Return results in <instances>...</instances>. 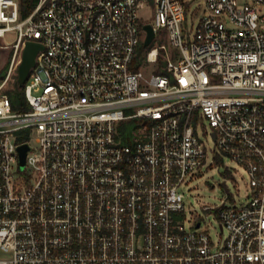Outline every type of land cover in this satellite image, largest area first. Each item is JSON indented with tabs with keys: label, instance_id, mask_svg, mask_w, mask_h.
<instances>
[{
	"label": "built area",
	"instance_id": "built-area-1",
	"mask_svg": "<svg viewBox=\"0 0 264 264\" xmlns=\"http://www.w3.org/2000/svg\"><path fill=\"white\" fill-rule=\"evenodd\" d=\"M186 2L39 0L22 19L19 0H0V39L16 35L0 81V264H264V0H205L191 25ZM145 4L155 38L137 69ZM28 41L44 49L17 113L2 91ZM205 123L215 160L249 175L241 202L225 183L202 208L215 240L185 219Z\"/></svg>",
	"mask_w": 264,
	"mask_h": 264
},
{
	"label": "rangeland",
	"instance_id": "rangeland-1",
	"mask_svg": "<svg viewBox=\"0 0 264 264\" xmlns=\"http://www.w3.org/2000/svg\"><path fill=\"white\" fill-rule=\"evenodd\" d=\"M204 1L205 0H187L186 5L189 25L197 24L204 15ZM240 1L243 2V0ZM140 14L144 25L154 24L155 14L150 4H145ZM15 41L16 35L14 32H10L4 39H0V73L4 69H7L6 76L12 69L14 51H12L11 46ZM160 59L161 58H159V63L156 65L145 64L144 70L147 73L155 71L161 65ZM19 66L20 65L17 64L14 66L11 78L4 87L2 94L7 95V91L13 89L15 81L18 78ZM198 129L200 136L206 144L208 159L205 167L197 177L191 179L190 182L183 187L186 201L185 219H202L204 223L206 222L207 228L212 238L215 240L219 236L220 228L215 223L214 218L210 216L209 213L204 212L202 208L204 206H220L222 204V201L227 196L224 183H226L229 192L237 199V202H241L248 193L249 175L245 168L228 157L220 155L219 159L215 160L216 150L214 149V142L212 138L207 135L210 128L207 123H205V125H201ZM32 145L35 146V142H32ZM22 179L24 180L25 177Z\"/></svg>",
	"mask_w": 264,
	"mask_h": 264
},
{
	"label": "trees",
	"instance_id": "trees-1",
	"mask_svg": "<svg viewBox=\"0 0 264 264\" xmlns=\"http://www.w3.org/2000/svg\"><path fill=\"white\" fill-rule=\"evenodd\" d=\"M20 1V16L22 19L28 18L36 9L39 0H19ZM153 48V46L145 47L144 41H142L138 48L137 58H136V68L138 69L140 65L146 60L147 53ZM160 64L164 65V61L161 58ZM7 69H4L0 73V81H3L6 77ZM158 74H164L162 70L157 72ZM11 101L12 110L17 113H27L31 110V107L26 99L25 95V85L20 86L18 83V78L15 81L14 87L11 90H8L6 93ZM127 130V128H126ZM128 132V130H127ZM22 136L18 139L19 143L25 142L26 137L28 139V131H22ZM126 135V134H125Z\"/></svg>",
	"mask_w": 264,
	"mask_h": 264
},
{
	"label": "water",
	"instance_id": "water-1",
	"mask_svg": "<svg viewBox=\"0 0 264 264\" xmlns=\"http://www.w3.org/2000/svg\"><path fill=\"white\" fill-rule=\"evenodd\" d=\"M143 30L146 32V37L144 39V46L149 47L152 45L155 33L153 26L150 24L144 25ZM44 49V45L34 42L28 41L25 45V48L22 53L21 63L18 69V83L20 86H24L29 75L31 73L32 68L36 65V57L40 51ZM19 151V166L22 169L25 166L26 155L29 151V147L27 145H22L18 148ZM225 184V183H224Z\"/></svg>",
	"mask_w": 264,
	"mask_h": 264
}]
</instances>
